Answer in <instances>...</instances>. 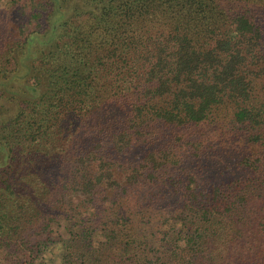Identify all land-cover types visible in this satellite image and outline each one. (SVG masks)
Returning a JSON list of instances; mask_svg holds the SVG:
<instances>
[{"label":"trees","instance_id":"trees-1","mask_svg":"<svg viewBox=\"0 0 264 264\" xmlns=\"http://www.w3.org/2000/svg\"><path fill=\"white\" fill-rule=\"evenodd\" d=\"M56 243L264 264V0H0V264Z\"/></svg>","mask_w":264,"mask_h":264},{"label":"clouds","instance_id":"clouds-1","mask_svg":"<svg viewBox=\"0 0 264 264\" xmlns=\"http://www.w3.org/2000/svg\"><path fill=\"white\" fill-rule=\"evenodd\" d=\"M63 245L61 243H56L50 250L45 251L42 254V258H38L36 264H41V259H43L44 264H48L49 260L54 258L55 264H62V254Z\"/></svg>","mask_w":264,"mask_h":264}]
</instances>
